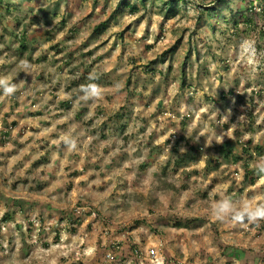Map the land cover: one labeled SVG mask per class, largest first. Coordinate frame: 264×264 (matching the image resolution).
I'll use <instances>...</instances> for the list:
<instances>
[{"label": "rangeland", "instance_id": "rangeland-1", "mask_svg": "<svg viewBox=\"0 0 264 264\" xmlns=\"http://www.w3.org/2000/svg\"><path fill=\"white\" fill-rule=\"evenodd\" d=\"M168 2L0 0V264H264V221L210 216L264 202L221 150L264 148V0ZM91 82L104 99L78 102Z\"/></svg>", "mask_w": 264, "mask_h": 264}, {"label": "clouds", "instance_id": "clouds-1", "mask_svg": "<svg viewBox=\"0 0 264 264\" xmlns=\"http://www.w3.org/2000/svg\"><path fill=\"white\" fill-rule=\"evenodd\" d=\"M249 46V60L250 64H258L256 59V52L251 42H245ZM19 67L25 72H29L33 65L27 60H20ZM88 79L95 81L99 77L95 73L89 74ZM118 88L119 85H116ZM0 90L3 91L5 97H12L18 91V85L13 83L10 77L6 75H0ZM80 95L77 97L78 102L87 103L89 101L99 102L104 99V90L102 86L95 82L88 83L87 85L80 86ZM226 120L227 117H224ZM62 143L67 147L69 151L78 150V141L75 137L70 135H64L61 138ZM223 137L219 138V142L222 143ZM255 174L264 182V156L259 157L253 165ZM258 201H264V196L256 198ZM210 216L216 222L229 224L231 226H248L251 224L259 225L261 221H264V202L253 203L252 200L234 199L232 195H223L219 200H214L210 207ZM159 264H164L163 258L159 261Z\"/></svg>", "mask_w": 264, "mask_h": 264}, {"label": "trees", "instance_id": "trees-1", "mask_svg": "<svg viewBox=\"0 0 264 264\" xmlns=\"http://www.w3.org/2000/svg\"><path fill=\"white\" fill-rule=\"evenodd\" d=\"M181 2H184V0H169V2L167 3L168 6H166V13H167V16H175L176 15V12H177V6L181 3ZM129 10H131L132 13H136V7L135 6H132L130 7L129 4L126 5ZM253 3H249V8L252 10L253 8ZM262 12H264V6L262 7ZM247 23L252 25L253 26V20L252 19H248L247 20ZM236 25H239V23H236ZM248 145H251V141L248 142ZM230 149L229 150H224L223 147H221V150L222 152H224V156L225 158H229L231 157L234 162L237 164L238 161H241L242 160V166H243V169H244V176H243V181L245 183H248L250 185H254V183L260 179L256 174H255V171H254V168L252 166V163H253V159H252V155H248V159H242V157H239V155H234L233 152L231 151V148L230 147L231 145H227ZM255 151L257 152V155H259L260 157L261 156H264V148H260V147H256ZM242 152L246 153V154H250L249 151H247L246 149H243ZM244 160V161H243ZM210 168V170H209ZM218 168V165L215 164L214 166H209L207 165L206 167V171H212V170H217ZM117 250H113L112 249V252H116ZM131 256L134 257L133 259L135 260V264H139V259L141 258V253L136 250L135 248L134 249H131Z\"/></svg>", "mask_w": 264, "mask_h": 264}, {"label": "built area", "instance_id": "built-area-1", "mask_svg": "<svg viewBox=\"0 0 264 264\" xmlns=\"http://www.w3.org/2000/svg\"><path fill=\"white\" fill-rule=\"evenodd\" d=\"M111 249L113 250H120L119 244H112ZM148 256L152 259L156 258V252L154 250L149 251ZM111 254L107 255V258H111Z\"/></svg>", "mask_w": 264, "mask_h": 264}]
</instances>
